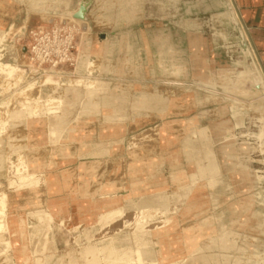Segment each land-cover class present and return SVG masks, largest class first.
<instances>
[{"label": "rangeland", "instance_id": "1", "mask_svg": "<svg viewBox=\"0 0 264 264\" xmlns=\"http://www.w3.org/2000/svg\"><path fill=\"white\" fill-rule=\"evenodd\" d=\"M85 1L0 0V264H264V68L234 0Z\"/></svg>", "mask_w": 264, "mask_h": 264}, {"label": "crops", "instance_id": "2", "mask_svg": "<svg viewBox=\"0 0 264 264\" xmlns=\"http://www.w3.org/2000/svg\"><path fill=\"white\" fill-rule=\"evenodd\" d=\"M264 68V0H234Z\"/></svg>", "mask_w": 264, "mask_h": 264}, {"label": "bare ground", "instance_id": "3", "mask_svg": "<svg viewBox=\"0 0 264 264\" xmlns=\"http://www.w3.org/2000/svg\"><path fill=\"white\" fill-rule=\"evenodd\" d=\"M68 1H70V0H66L67 3H68ZM137 1H138V0H137ZM148 1H149V0H148ZM150 1H151V0H150ZM155 1H156V0H155ZM158 1H159V0H158ZM158 1H157V2H158ZM161 1H163V0H161ZM161 1H159V2H161ZM168 1H169V0H168ZM143 4H144V3H143ZM78 5H79V4H78ZM139 5H140V4H139ZM150 5H151V4H150ZM146 7H147V6H146ZM146 7H145V8H146ZM155 7H156V5H155ZM155 7H154V8H155ZM158 7H161V6H160V5H159V6L157 5L156 8H158ZM162 7H163V6H162ZM148 9H150V8H148ZM158 10H159V9H158ZM159 11H160V10H159ZM153 12H154V11H153ZM148 13H149V12H148ZM154 13H155V12H154ZM149 14H150V13H149ZM152 14H153V13H152ZM158 14H159V13H158ZM150 15H151V14H150ZM156 15H157V14H156ZM152 16H153V15H152ZM200 20H201V19H200ZM201 21H202V20H201ZM177 22H178V21H177ZM204 22H205V21H204ZM178 23H179V22H178ZM188 23H189V22H188ZM202 23H203V22H202ZM198 24H200V23H198ZM178 25L181 26L180 24H178ZM178 25H177V26H178ZM184 25H185V24H184ZM205 25H206V24H205ZM200 26H201V24H200ZM182 27H183V26H182ZM201 27H202V26H201ZM190 28H191V27H190ZM197 30H198V29H197ZM195 31H196V30H195ZM141 35H142V34H141ZM203 35H204V34H203ZM136 36H137V35H136ZM151 36H152V35H151ZM193 36H194V35H193ZM138 38H140V37H138ZM108 39H111V38L108 37ZM112 39H113V38H112ZM130 39H131V38H130ZM162 39H163V37H162ZM162 39H160V40H162ZM191 39H192V38H191ZM115 42H116V41H115ZM126 42H127V41H126ZM138 42H139V39H138ZM109 43H110V42H109ZM127 43H128V42H127ZM131 43H133V41H132ZM141 43H142V42H141ZM141 43H140V44H141ZM149 43H150V42H149ZM151 43H152V42H151ZM167 43H168L167 39L164 38V39L160 42V46L165 47V46H167ZM173 43H174V42H173ZM136 44H137V43H136ZM154 44H155V43H154ZM125 45H126V44H125ZM149 45H150V44H149ZM158 45H159V44H158ZM127 47H128V46H127ZM130 47H132V46H130ZM150 47H151V46H150ZM138 48H139V47H138ZM141 48H142V47H141ZM144 48H145V47H144ZM127 49H130V48H127ZM132 49H133V48H132ZM146 49H147V48H146ZM194 49H195V51L198 50L196 43H195V45H194ZM114 50H115V49H114ZM114 50H113V51H114ZM161 50H162V49H161ZM139 51H140V50H139ZM146 52H147V51H146ZM131 53H132V52H131ZM181 61H182V60H181ZM184 61H185V60H184ZM186 61H187V59H186ZM188 62H189V61H188ZM194 62H196V61H194ZM185 64H187V63H185ZM183 65H184V64H183ZM12 67H13V66H12ZM254 67H255V65H254ZM15 69H16V68H15ZM176 69H177V68H176ZM252 72H253V71H252ZM247 74L249 75V74H251V72H246V77H247V79H248V80H251V79H249V77L251 78V76H250V75L248 76ZM247 79H245V80L247 81ZM252 79H253V78H252ZM251 81H252V80H251ZM252 82H253V84H254L255 86H257V87H261V88H262V85H261V84H262V83H261V82H262V78H261V76H260L259 74H257V75L254 77V80H253ZM246 83H247V82H246ZM251 84H252V83H251ZM248 87H249V86H248ZM252 89H253V88H252ZM248 90L250 91L249 88H248ZM260 90H261V89H260ZM260 90H259V91H260ZM249 91H248V92H249ZM252 91H253V90H252ZM256 92H258V91H256ZM257 95H258V93H257ZM252 96H253V95H252ZM263 109H264V108H263ZM199 135H200V136H199L200 138H204V132H203V131H199ZM215 137H216V135H215ZM186 145H187L188 147H192V148H193V147L196 146V142L193 141V140H190V139H189V140L186 141ZM206 158L211 159V154H210L209 152L206 153ZM177 176H178V175H176V173H175V175H173L172 180H173L174 183H176V182L178 181ZM155 200H158V199L155 198ZM155 200H154V201H155ZM154 203H156V202H154ZM158 203H160V201H158ZM162 203H163V202H162ZM162 203H161V204H162ZM2 204H3V203H2ZM0 205H1V204H0ZM153 205H154V204H153ZM157 205H159V204H157ZM162 205H163V204H162ZM160 206H161V205H160ZM2 207H3V206H2ZM0 212H2V210H0ZM199 222H200V221H199ZM138 226H139V225H138ZM140 228H141V227H140ZM140 228H139V229L137 228V229L140 231ZM138 230H137V233H138ZM190 230H191V229H190ZM135 231H136V230H135ZM139 233H140V232H139ZM141 233H142V232H141ZM137 235H139V234H137ZM138 237H139V236H138ZM140 237H142V234H141ZM255 237H256V236H255ZM137 240H138V239H137ZM223 244H224V243H223ZM223 244H222V245H223ZM225 245H226V244H225ZM107 247H109V246H107ZM109 249H110V248H109ZM135 254H136V253H135ZM153 254H154V253H153ZM106 255H107V254H106ZM113 255H115V254H113ZM111 256H112V255H111ZM107 257H108V256H106V259H107ZM109 257H110V256H109ZM124 257H125V256H124ZM124 257H122V258H123V261H125L124 259H125L127 256H126L125 258H124ZM128 257H129V256H128ZM130 257H131V256H130ZM156 258H157V257H156ZM126 259H127V258H126ZM107 260L110 261V259H107ZM107 260H106V261H107ZM111 261H112V260H111ZM111 261H110V262H111ZM114 261H115V263H116V260H114ZM112 262H113V261H112ZM125 262H126V261H125ZM140 262H141V261H140ZM110 264H114V262H113V263H110ZM122 264H123V263H122ZM124 264H125V263H124ZM126 264H127V263H126Z\"/></svg>", "mask_w": 264, "mask_h": 264}, {"label": "water", "instance_id": "4", "mask_svg": "<svg viewBox=\"0 0 264 264\" xmlns=\"http://www.w3.org/2000/svg\"><path fill=\"white\" fill-rule=\"evenodd\" d=\"M92 0H86L85 2H83L80 6L79 11L75 14V18L78 19H84L85 18V13L89 7V5L91 4Z\"/></svg>", "mask_w": 264, "mask_h": 264}]
</instances>
